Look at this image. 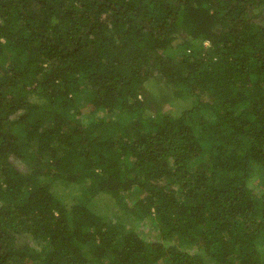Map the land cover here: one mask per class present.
Listing matches in <instances>:
<instances>
[{
	"label": "trees",
	"instance_id": "1",
	"mask_svg": "<svg viewBox=\"0 0 264 264\" xmlns=\"http://www.w3.org/2000/svg\"><path fill=\"white\" fill-rule=\"evenodd\" d=\"M0 264H264V0H0Z\"/></svg>",
	"mask_w": 264,
	"mask_h": 264
},
{
	"label": "rangeland",
	"instance_id": "2",
	"mask_svg": "<svg viewBox=\"0 0 264 264\" xmlns=\"http://www.w3.org/2000/svg\"><path fill=\"white\" fill-rule=\"evenodd\" d=\"M205 43L207 44L208 42L205 41ZM149 86L150 87L152 86L154 91L158 90V86L156 84H149ZM187 105L188 104H180L179 102L173 101V100L170 101L167 104L168 109L171 108L173 110V113H175L176 115L179 114V112L181 110H183V108L186 107ZM14 161H15V164H20V161L15 160V159H14ZM20 167H21V165H20ZM145 220H147V219H145ZM147 221H148L149 224H145L143 221L140 222L139 223L140 225L138 224L139 229H143V232H144V235H145L146 238L151 239V240H158L157 230L154 227L150 226V221L149 220H147ZM24 239H20V241H22V240L23 241H28L29 240L28 237H26V238L24 237Z\"/></svg>",
	"mask_w": 264,
	"mask_h": 264
}]
</instances>
